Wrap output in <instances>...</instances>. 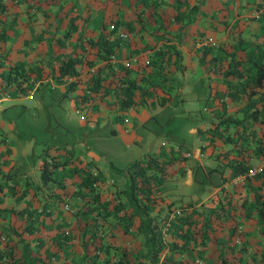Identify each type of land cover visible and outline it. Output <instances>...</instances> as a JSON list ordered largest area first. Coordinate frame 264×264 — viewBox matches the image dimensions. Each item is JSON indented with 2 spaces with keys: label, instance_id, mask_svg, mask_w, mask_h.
I'll return each instance as SVG.
<instances>
[{
  "label": "rangeland",
  "instance_id": "rangeland-1",
  "mask_svg": "<svg viewBox=\"0 0 264 264\" xmlns=\"http://www.w3.org/2000/svg\"><path fill=\"white\" fill-rule=\"evenodd\" d=\"M252 2L0 0V25L7 33L0 43L1 244L7 241L18 254L21 241L27 242L40 264H86L77 239L85 221L86 228L114 226V235L107 238L111 245L106 255L108 264L119 257L122 249L128 252L132 264H148L146 247L136 234L137 221L120 225L114 218L115 210L127 211V205L120 194L124 179L114 177L109 164L122 167L125 158L133 161L144 153L160 150L166 156L172 144L176 145L174 155L178 158L191 155L192 146L198 141L188 130L196 129L192 132L198 135L206 125H214L212 119L221 118L217 91H222L226 83H234L231 77L222 76L233 45L238 47L235 58L243 61V76L253 70V60H264V12L254 16L258 8ZM192 7H196L194 12L184 16L185 21L189 15L190 24L173 21L176 8L187 13ZM178 36L183 38L182 44H177ZM105 38L109 52L107 44H103ZM173 43L180 51V67L175 71L166 65V54L163 60L153 57L155 50H165L166 45ZM48 46L56 53L74 49L82 60L78 74L69 79H51L46 64L51 59ZM102 55L108 57L109 66ZM15 64L32 69L36 75L30 80L34 79L33 88L37 89L32 88L26 96L17 97L15 91L29 81L19 77L9 83L6 79ZM120 65L130 70L125 72L126 81L145 87L139 105L146 106L138 111L139 105L119 111L113 89L123 87L106 86L111 81L112 68L116 75L121 74ZM99 66L108 75L100 88L88 93L89 73ZM157 66L160 69L156 74L164 77L162 81L147 75ZM140 77L146 79V85L138 80ZM69 81H75L74 89L64 87ZM123 95L120 92L119 98ZM161 99L167 106L157 110ZM246 115L243 112L237 118L240 125L247 121ZM247 123L240 132L242 136L251 135V146L247 147L252 153L248 159L251 174L243 179V184H231L229 190L233 192L226 196L229 205L222 223L226 222L229 228H222L225 224L214 225L213 236H200L198 244L187 245L174 255L169 244L181 238L182 205L190 202L208 208L214 186L221 181L220 176H227L225 167L215 158L203 153L199 159L192 156L187 165L193 172L194 186L174 201L162 194L160 185L158 204L149 213L158 223L166 245L160 261L164 255H172L187 263L219 264L218 258L224 256L226 264H264V225L257 217L253 193L246 189L256 187L253 177H264V170H253L258 165L264 168V126L263 122L249 119ZM7 146L9 151L5 153ZM257 153L259 164L254 163ZM51 155L66 161V165L54 171L55 182L44 184L40 165ZM194 155H198L197 150ZM91 196L98 197L94 206L86 202ZM107 211L113 216L105 217ZM75 213L80 217L78 222ZM235 225L241 227V242L231 245ZM12 227L21 232L20 240L10 234ZM177 243L180 245L181 241ZM200 243L204 245L200 247Z\"/></svg>",
  "mask_w": 264,
  "mask_h": 264
},
{
  "label": "trees",
  "instance_id": "trees-1",
  "mask_svg": "<svg viewBox=\"0 0 264 264\" xmlns=\"http://www.w3.org/2000/svg\"><path fill=\"white\" fill-rule=\"evenodd\" d=\"M195 9L196 7H192V9H189L188 12L185 13L184 11H179L176 8L172 19L175 23L181 24L184 22V24H190L192 19L189 15H187V19L184 21V16L186 14L193 13ZM6 37L7 33L0 25V43L4 42ZM177 38V44H182L183 38H180V36ZM108 42V38L103 40V44H107L106 50L109 52L110 45ZM165 48L167 49L155 50L153 52V57H160V59L163 60L164 55L166 54V65L174 71L178 70L180 67V51L174 43L166 45ZM237 50L238 47L234 44L233 50L230 53V59H228L222 71V76L224 78H236L240 81L231 84L226 83L222 91H217L218 103L216 102V104L221 115L219 124L224 126L223 132H226L225 138L227 142H233L235 134L237 135V140L242 136V133L237 129L240 121L231 118V113L228 112L229 109H234V111H240L241 113L244 112V114H247V120L249 119L252 122L258 123L263 122L262 124L264 126V60H253L251 63L253 70L243 76L241 69L243 61L236 59L234 56ZM47 54L51 57V59L46 63L51 79H69L78 74L80 69L79 66L82 64V60L76 55L74 49L69 52L56 53L55 50L50 49L48 46ZM170 57H174V59L169 60ZM102 58H105V62L107 63V66H109L108 57L102 55ZM2 62L3 59L0 58V67ZM102 68L103 66H99L95 69L94 73L88 72L89 77L86 89L88 93L95 92L98 88H100L102 81L106 79L108 74H103L101 71ZM159 69L160 67L157 66L153 72H148L147 75L153 78H158L162 81L164 80V77L160 75V73L158 75L156 74V72H159ZM120 70H122L121 74L116 75L114 68L111 69V81L114 82V78H117L118 82L112 83L109 81L106 86L108 88V86L112 84L113 88H116L117 85L119 88L123 87L120 90L113 89V97L116 101L117 109L119 111H123L128 107H136L140 104L139 101L142 98L145 87L141 86L140 83L134 84L133 80L126 81L125 72H130L126 66L120 65ZM168 72H171V70H168ZM55 74L56 78L54 77ZM32 76H35L34 78L36 79V75L32 69L25 68L22 64H15L9 70L6 75V79L9 80V83H12L13 79L19 77L23 81H29L25 87H21L15 91L17 97H21L28 95L32 91V82H34V79L30 80ZM138 80L143 85H146V79H142V77H140ZM74 85L75 81H69L68 88L74 89ZM152 86L156 87V83H153ZM33 89L37 88L34 87ZM122 91L124 95L122 98H119V93ZM5 94H8L7 89ZM161 100L162 101L159 106H163L166 102L163 99ZM228 127L233 128V131L228 132ZM7 152L8 149H5V153ZM174 152L175 150L170 149V153L162 157H158L155 154L144 153L139 158L127 163L121 169L109 164L110 171L124 179V187L120 190V194L127 205V211H121L120 209L115 210L114 218L117 220V224L120 225H124L125 223H128V221L132 220L137 221L135 228L136 234L142 238L146 247L144 255H146L147 261H149L148 264H193V262L187 263L182 261V259L176 260L175 256L172 257V255H164L163 260H159V257L163 255V250L166 245L163 240V233L158 223L156 222L154 216L149 214L158 204L156 198L159 194V187L166 178V166L177 160L184 161L186 158L185 156L178 158L174 155ZM257 154L259 155V153ZM53 156L54 155H51L48 160H43L40 165V179L44 184L47 182H55V178L53 177L54 171L66 165V161H59L58 157L54 158ZM247 160L241 159L238 161H231V163H229V169L232 173L237 175L246 174L250 170ZM253 178L257 181L256 187L253 188L248 186L246 189L252 191V201L255 206L257 217L264 225V177L255 176ZM91 182V179L88 178L89 189H91ZM244 186H246V184H244ZM23 190H25V188ZM221 192V196L217 195V193L215 194V200H212L213 197H211L210 201H208V208H199L200 204L194 207L190 203H186L187 208L190 210H188L185 206L180 208L182 211V215H180L182 232L180 235L181 238L178 236L179 239L177 242L181 241V243L179 245V243L173 239L176 243L171 242L169 244L175 253L174 255L179 254V252L187 245L198 244L197 239L200 236H213L214 225H218L220 223L221 226H223L222 224L226 225L222 228H229L226 222L222 223V217L226 214L225 208L229 205V200L226 196L230 195L233 191L225 189ZM86 202L87 204L94 206L98 203V197L93 198V196H91L86 200ZM119 211H121V215H118ZM104 216L112 217L113 214L112 212L107 211ZM74 217L75 221L78 222L80 217L76 215V213L74 214ZM105 217H103V219L106 223H108ZM84 223L81 226V231L77 239L79 240L81 250L83 251L82 256L86 264H108L106 255L108 254L111 245L107 238L114 235V226L107 229L102 228V226L99 228H86ZM261 232L264 235V228L261 229ZM11 233L13 236H17L19 240L21 239V232H17L13 227L10 228V234ZM215 239L216 237L214 236L212 241ZM1 242L2 239H0V264H40L38 263L32 250L29 248L27 242L21 241V249L18 254H15L13 245H9L7 241H5L2 245ZM201 245L204 244L200 243V247ZM218 260L219 264H226L224 256L219 257ZM112 264H132V261L128 252L122 249L119 257L113 261Z\"/></svg>",
  "mask_w": 264,
  "mask_h": 264
},
{
  "label": "crops",
  "instance_id": "crops-1",
  "mask_svg": "<svg viewBox=\"0 0 264 264\" xmlns=\"http://www.w3.org/2000/svg\"><path fill=\"white\" fill-rule=\"evenodd\" d=\"M252 4H254V5L256 4L255 6L257 7L258 6V0H253ZM232 79H233V81L232 80L231 81L234 83L237 81H240L236 78H232ZM63 85L66 89H69L67 85H65V84H63ZM78 94L79 93H76V95H78ZM71 96H74V94L71 93ZM2 99H4V98H2ZM204 99H205V97H204ZM216 100L218 101V99H216ZM143 106H146V104L139 105V107L137 108V111L139 110V108H142ZM165 106H167V104L160 106L159 108H157V110L158 109L163 110ZM228 112L231 113V118H233V119L240 118L239 117L241 114L240 111H234V109H229ZM217 116H219V114ZM220 120H221V118H218L217 120L212 119L211 121H214V123H213L214 125H206V127H204L202 129L203 132L198 134V135H196L195 132H192V130L196 131V129L190 128L188 130L193 136L196 137L195 140L198 141L196 143L197 145L192 146L193 149H192L191 155L189 156V154L186 153L187 157L185 158L184 161H178L177 160L174 163L167 165L165 168L166 178H165V181L161 184L162 189L160 191H163V193H162L163 195L167 194V197L170 200H174V201L179 200L180 197L185 192V190H190L194 186L195 182H194L193 172L190 169V167L187 165V159L192 157V156L195 159H199V155L201 153L207 154L208 156L215 158L217 161H219L225 167V169L227 171V173H226L227 176H224V177L220 176V179H221L220 182L221 183L219 182L220 184L218 183V184H216L217 186H214L213 195H215L216 193L219 192V191H217V189L221 186L227 185L226 189L229 190L231 187V184L240 183V182L242 183V181L237 180V177H238L237 174L232 173V171L229 169V163H231V161L233 162L234 160L238 161L241 159H245V160L249 159V157L252 155V153H250V151L248 150L247 147L251 146L249 144L251 135L249 134L247 136H241V138L237 140L236 139L237 135L235 134L233 142H227V140L225 138L226 132H223L224 126H222V124H219ZM247 121L244 120L242 122L245 125H243L242 123L240 125V123H239L237 129L239 131H242V129H244V127L246 125H248ZM231 129H232L231 127H228V132H230ZM5 140L7 142V139H5ZM91 140L93 143L94 140L93 139H91ZM169 146H170L169 147L170 149H173V150L176 149V145H174V144L169 145ZM6 148L9 151L8 146ZM195 150H197V152L199 153L198 155H194ZM226 151H227V153H224ZM157 153H160V155ZM221 153H224V154H221ZM155 155H157L158 157H162V155L164 156V152H162L160 150V151L156 152ZM257 157L258 158H256L255 159L256 161L254 162L255 164H257V163L259 164V162H260V157L258 154H257ZM8 160L10 162L9 158H8ZM131 161H132V158H125V159H123V163H124L123 166L117 167V168L121 169L127 163H129ZM249 163L250 164L252 163V159L249 161ZM229 170H230V173H229ZM214 172H216V171H214ZM238 175H240V174H238ZM113 176L116 177V175H114V174H113ZM229 178L232 179V181H230ZM236 185L239 186V184H236ZM221 190H223V189H221ZM186 205L187 204L182 205V206L183 207L185 206L187 208ZM191 205L196 207L199 204H191ZM187 209L190 210L189 208H187Z\"/></svg>",
  "mask_w": 264,
  "mask_h": 264
},
{
  "label": "built area",
  "instance_id": "built-area-1",
  "mask_svg": "<svg viewBox=\"0 0 264 264\" xmlns=\"http://www.w3.org/2000/svg\"><path fill=\"white\" fill-rule=\"evenodd\" d=\"M258 10L256 11V15L254 16H258V13L264 12V0H258V6H257ZM255 172L261 173L263 171V167L261 165H258L257 167H255L253 169ZM251 171H248L246 174H240L237 175V180L243 181V179L250 175ZM230 181H232V179H230ZM228 184V183H227ZM227 188V185L225 186H221L217 189V191H222L221 189L225 190ZM215 200V199H212ZM232 238L230 240L231 245H238L241 242V234H242V230L241 227L238 225H235L232 227Z\"/></svg>",
  "mask_w": 264,
  "mask_h": 264
},
{
  "label": "clouds",
  "instance_id": "clouds-1",
  "mask_svg": "<svg viewBox=\"0 0 264 264\" xmlns=\"http://www.w3.org/2000/svg\"><path fill=\"white\" fill-rule=\"evenodd\" d=\"M199 154V153H198Z\"/></svg>",
  "mask_w": 264,
  "mask_h": 264
}]
</instances>
